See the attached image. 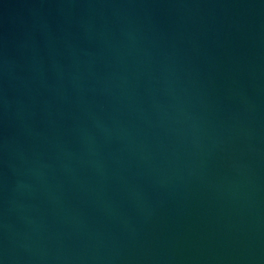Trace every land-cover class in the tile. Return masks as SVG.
Wrapping results in <instances>:
<instances>
[{
  "label": "water",
  "instance_id": "95a60500",
  "mask_svg": "<svg viewBox=\"0 0 264 264\" xmlns=\"http://www.w3.org/2000/svg\"><path fill=\"white\" fill-rule=\"evenodd\" d=\"M0 264H264V0H0Z\"/></svg>",
  "mask_w": 264,
  "mask_h": 264
}]
</instances>
